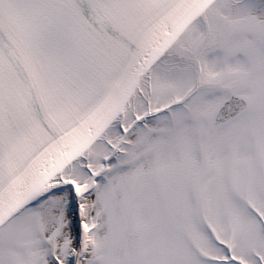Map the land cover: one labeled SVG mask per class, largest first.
<instances>
[{"label":"snow or ice","instance_id":"snow-or-ice-1","mask_svg":"<svg viewBox=\"0 0 264 264\" xmlns=\"http://www.w3.org/2000/svg\"><path fill=\"white\" fill-rule=\"evenodd\" d=\"M0 264H264V0H0Z\"/></svg>","mask_w":264,"mask_h":264}]
</instances>
